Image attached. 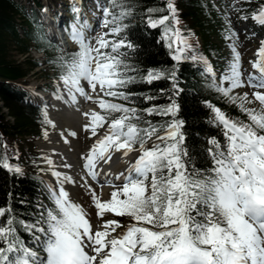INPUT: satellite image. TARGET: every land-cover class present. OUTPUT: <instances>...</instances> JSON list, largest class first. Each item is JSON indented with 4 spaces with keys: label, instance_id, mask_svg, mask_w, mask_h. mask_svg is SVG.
Instances as JSON below:
<instances>
[{
    "label": "snow or ice",
    "instance_id": "1",
    "mask_svg": "<svg viewBox=\"0 0 264 264\" xmlns=\"http://www.w3.org/2000/svg\"><path fill=\"white\" fill-rule=\"evenodd\" d=\"M70 7L68 22L58 26L78 47L67 52L58 39L59 72L48 90L51 100L33 88L25 100L42 108L45 139L48 126L56 127L50 108L79 107L86 100L100 110L83 112L88 119L82 125L84 151L75 166L64 163L67 170L59 171L45 152H40L41 160L31 161L38 173L50 172L54 181L38 177L41 197L28 219L17 213L9 191V200L0 205V264H264V37L251 61L254 71H248L233 27L234 19L247 20L249 15L264 25V3L249 13L248 4L232 0L221 12L231 58L219 74L190 42L191 30L184 35L178 26L175 0L144 10L145 29H162L161 39L174 61L146 68L140 64L141 47L131 35L136 15L131 0H95L93 22L78 0ZM47 10V5L41 6L39 18L29 13L34 28L44 29ZM51 32L47 24L38 33L50 46ZM184 61L193 63L204 88L238 105L248 119L230 117L210 99H202L208 131L194 134L199 145L190 143L193 133L182 114ZM161 78L168 87L153 95L147 85ZM140 85L144 90H134ZM157 96L166 102L156 103ZM257 102L258 107L246 106ZM60 136L68 141L64 131ZM87 137H93L91 143ZM4 147L0 166L12 176H23L18 150L13 148L12 160L7 141ZM78 178L91 193L95 221L70 197L68 187ZM89 178L110 185V198L97 194Z\"/></svg>",
    "mask_w": 264,
    "mask_h": 264
},
{
    "label": "trees",
    "instance_id": "2",
    "mask_svg": "<svg viewBox=\"0 0 264 264\" xmlns=\"http://www.w3.org/2000/svg\"><path fill=\"white\" fill-rule=\"evenodd\" d=\"M166 0H131L136 5L138 18L143 20L145 9L148 7H159ZM50 3L58 0H49ZM203 0H178L180 14L188 21L190 28L203 37L204 51L211 55L209 61L221 65L220 58L223 57V50L214 43L213 36L218 33L214 29V16L205 13L202 6ZM33 10V6H40L41 0H0V155L5 152L3 142L7 141L9 147L7 152L9 158L15 160L11 155L13 148L18 150L19 161L28 168L25 174L15 177L9 174L0 166V205L9 200L8 193L11 191L10 202L15 207L21 218H29L31 209L37 202L38 185L32 171V158L28 154L23 143L28 135L37 132L39 122V111L30 105L25 104L21 98L22 84L26 83L30 73H32L39 62L31 56L32 48L46 51L49 56V49L42 47V43L36 39L40 28H34L32 17L26 13V6ZM158 13H152L157 15ZM132 38L140 45V64L142 67L165 66L171 63L172 58L167 54V49L159 41L158 29H145L144 22L141 26L134 25L131 31ZM24 56V58H23ZM50 57L51 53H50ZM181 74L184 77L183 83L186 86L183 96V113L188 120L186 128L193 133L190 143L199 145L200 138L194 134L196 132H207L208 127L202 119L208 111L200 103L202 99H210L214 102L220 101V96L214 90L203 87L200 73L197 72L191 61L181 62ZM194 81H200L194 84ZM167 82L161 78L153 81L147 88L156 95L159 88H167ZM145 86L140 85L136 91L144 90ZM222 100V99H221ZM156 103H165L164 97L157 96ZM226 108L234 115L236 109L233 103L222 100ZM143 106V105H142ZM26 169V168H25ZM27 171V172H26ZM23 200L25 203H20Z\"/></svg>",
    "mask_w": 264,
    "mask_h": 264
},
{
    "label": "rangeland",
    "instance_id": "3",
    "mask_svg": "<svg viewBox=\"0 0 264 264\" xmlns=\"http://www.w3.org/2000/svg\"><path fill=\"white\" fill-rule=\"evenodd\" d=\"M213 1L219 7V9H220L219 11H221V12L228 10L229 6L232 4V0H213ZM220 1H222V3H220ZM62 2L63 3H65V2L71 3V0H62ZM83 6H84L83 12L88 16L94 17L93 9H92L93 8L92 7V1L91 0H83ZM64 8L65 7H60L58 10L60 12L64 13L65 12V11H63ZM224 22H225V20H224ZM233 27L237 30V32L239 34V39L237 40V44H238V50L242 54L243 65L247 68L248 71H251L249 59L252 58V54L254 53V50L257 48L259 36H257L255 39L253 36L249 35L250 32L248 30V27H251V26H250V22L248 20L234 19L233 20ZM253 30H254V28H253ZM67 44L69 45V47L74 46V43H67ZM230 44H231V41H228V45H227L228 55H227V57H228L229 61L231 58ZM66 49H67V46H66ZM27 81H29V83H31L30 86H34V87L35 86H41V87L46 86V81H44L42 78H40L39 74H37V73H34V74L32 73L29 76V78L27 79ZM246 106L258 107V102L256 104H246ZM92 108H94V107L91 106V109ZM53 115H56V113ZM64 126H68V125H64ZM68 127H70V126H68ZM72 128H76V127H72ZM98 135H100V134H98ZM92 140H93V137H87V141L89 143H91ZM44 143L46 144V142H44ZM71 143H72L74 150H77V153L84 151L85 133L79 134L77 137H75L74 141L71 140ZM77 160H79V158ZM77 193L79 195L78 197H77ZM70 194H73L74 198L83 199L87 203V213L89 215H91V217H93L94 204L91 200V193L84 187V185L80 184V185L75 186V188L73 190L70 189ZM91 208H92V210H91Z\"/></svg>",
    "mask_w": 264,
    "mask_h": 264
},
{
    "label": "bare ground",
    "instance_id": "4",
    "mask_svg": "<svg viewBox=\"0 0 264 264\" xmlns=\"http://www.w3.org/2000/svg\"><path fill=\"white\" fill-rule=\"evenodd\" d=\"M64 110H61L60 113H56V115L52 114V118L57 121L59 124H64L68 125L70 127H76V128H82L80 126V122L82 121V115H81V110L83 109V102L82 104L77 107V106H71L67 108H62ZM85 111V110H83ZM70 160L68 161L69 164H73L74 166L77 164L76 161L74 160V155L70 156ZM117 169H120V165L118 163L114 164ZM103 193L106 191V188H104Z\"/></svg>",
    "mask_w": 264,
    "mask_h": 264
}]
</instances>
